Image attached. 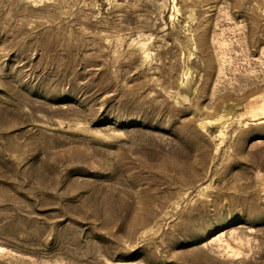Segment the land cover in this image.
<instances>
[{
  "label": "rangeland",
  "instance_id": "374dc122",
  "mask_svg": "<svg viewBox=\"0 0 264 264\" xmlns=\"http://www.w3.org/2000/svg\"><path fill=\"white\" fill-rule=\"evenodd\" d=\"M0 264H264V0H0Z\"/></svg>",
  "mask_w": 264,
  "mask_h": 264
}]
</instances>
